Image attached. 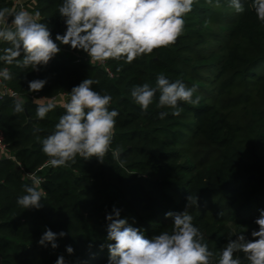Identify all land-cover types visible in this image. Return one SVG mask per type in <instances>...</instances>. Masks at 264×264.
Wrapping results in <instances>:
<instances>
[{"label": "trees", "instance_id": "1", "mask_svg": "<svg viewBox=\"0 0 264 264\" xmlns=\"http://www.w3.org/2000/svg\"><path fill=\"white\" fill-rule=\"evenodd\" d=\"M62 2L34 4L54 40L66 32L58 11ZM242 2L245 11L237 14L228 0H221L219 8L197 0L174 45L132 63L107 60L113 78L85 59L84 51L59 41L60 53L38 72L0 62L13 73L5 83L22 96L18 99L25 109L16 113L17 99L10 97L1 105L0 128L15 160L0 158V264H56L61 255L65 264H108L109 251L101 245L109 243L106 216L114 215V209L149 239L171 232L173 220L166 213L187 210L217 255L239 234L254 239L252 232L259 230L255 221L264 210V25L252 0ZM160 74L197 86L200 103H181L179 116L154 103L144 114L131 89L145 83L154 87ZM88 78L98 82L93 90L112 96L110 110L119 112L112 149H121L123 166L111 151L104 163L77 157L67 168L45 166L49 158L34 127L41 129V138L52 134L65 109L56 105L39 120L37 105L26 100L35 93L28 81L46 80L39 93L53 97L70 93ZM161 112L168 115L161 119ZM35 172L47 197L40 209L26 210L17 200L26 194L24 185L32 183L26 174ZM190 195L198 196V205L188 207ZM46 228L66 233L58 237V248L39 244Z\"/></svg>", "mask_w": 264, "mask_h": 264}, {"label": "clouds", "instance_id": "2", "mask_svg": "<svg viewBox=\"0 0 264 264\" xmlns=\"http://www.w3.org/2000/svg\"><path fill=\"white\" fill-rule=\"evenodd\" d=\"M206 2L215 8L221 7V0ZM195 3L197 0H63L58 11L67 27L55 40L47 24L40 22L39 11L0 8V62L7 66L30 67L38 72L60 53L56 43L59 41L73 50L84 51L91 61L124 59L132 63L156 49L174 45L185 32V17L193 11ZM228 6L237 14L245 11L242 0H228ZM251 7L264 25V0H252ZM208 23L205 21V26ZM7 66L0 68L2 81L13 79ZM46 83L39 79L28 81L29 91L39 92ZM94 83L98 82L85 79L68 93V100L63 103L65 113L52 134L41 138V129L34 127L35 138L49 158L46 166L67 168L77 163V157L83 160L95 157L104 163L110 151L119 161L121 149H112L119 112L110 110L112 96L93 90ZM197 91L195 85L188 87L181 79L173 82L160 74L154 87L147 83L134 86L130 94L144 114L155 103L158 109H170L172 115L179 116L183 111L181 103H200L202 97L196 95ZM43 99L33 100L39 120H44L56 107L51 100L43 103ZM24 110L23 101L15 100L14 111L19 114ZM167 115L168 112H161L160 118ZM119 162L122 167L123 161ZM28 175L32 183L24 185L26 194L18 198L17 204L26 210L40 209L47 193L40 187L41 179L31 173ZM187 200L188 207L198 205V196L190 195ZM113 211L114 215L106 216L109 243L101 245L109 251L108 264H264V210L255 221L259 230L252 232L254 239L247 240L245 235L239 234L229 239L218 255L204 242L203 233L194 225L193 216L187 210L166 213V218L173 220L171 232L162 231L151 239L121 218L119 209ZM65 235L63 231L57 234L46 228L39 244L56 249L58 237ZM66 251L69 255L74 253L71 246H67ZM56 264H65L63 255Z\"/></svg>", "mask_w": 264, "mask_h": 264}, {"label": "built area", "instance_id": "3", "mask_svg": "<svg viewBox=\"0 0 264 264\" xmlns=\"http://www.w3.org/2000/svg\"><path fill=\"white\" fill-rule=\"evenodd\" d=\"M32 1L33 0H0V8L2 6H6V7L10 8V9H14L16 11L20 10L21 8H23L25 10H28V11L34 13V9L32 8V5H31V2ZM40 20H41V18H40ZM9 22H11V18H10V21ZM84 58L90 60V62H92L94 64L95 63L99 64L102 68L105 69V71L107 72V74L111 78L114 77V74L106 66V62L107 61H105V62L91 61V58L88 56V54ZM0 68H2V67H0ZM7 97H10V98H13V99H18V98H21L22 96L18 92H16L13 89H11L5 83V81L0 80V113H1V105H2V102ZM39 98H44L42 102L45 103V104L48 103L49 100H51L57 106L62 107L63 106V103H66L67 100H68V93H60L57 96L46 97V96L42 95L39 92H35V93H31V94L27 95L26 100L33 101V100L39 99ZM1 157L2 158H7V159H10V160H15L14 156H12V154L10 152V149H9V147H8L6 141H5L4 131L0 128V158ZM16 166L21 169V165L17 161H16ZM45 166L40 167L39 168V171H41ZM28 174L29 173H27L26 176L29 179H31ZM31 174H34L35 175L36 172L35 173H31ZM38 178H39V176H38Z\"/></svg>", "mask_w": 264, "mask_h": 264}, {"label": "rangeland", "instance_id": "4", "mask_svg": "<svg viewBox=\"0 0 264 264\" xmlns=\"http://www.w3.org/2000/svg\"><path fill=\"white\" fill-rule=\"evenodd\" d=\"M85 56H87V53L85 54ZM85 56L83 55V57H85ZM75 57L77 58L78 55H75ZM78 58H80V57H78ZM42 170H43V169H42ZM35 176L38 178V172H36Z\"/></svg>", "mask_w": 264, "mask_h": 264}, {"label": "crops", "instance_id": "5", "mask_svg": "<svg viewBox=\"0 0 264 264\" xmlns=\"http://www.w3.org/2000/svg\"><path fill=\"white\" fill-rule=\"evenodd\" d=\"M34 4H35V0H33L32 2H31V5H32V8L34 9ZM34 12H36L35 10H34Z\"/></svg>", "mask_w": 264, "mask_h": 264}, {"label": "water", "instance_id": "6", "mask_svg": "<svg viewBox=\"0 0 264 264\" xmlns=\"http://www.w3.org/2000/svg\"><path fill=\"white\" fill-rule=\"evenodd\" d=\"M28 123H29V124H30V123H32V120H31V119H29V120H28ZM252 177H253V176H252Z\"/></svg>", "mask_w": 264, "mask_h": 264}]
</instances>
